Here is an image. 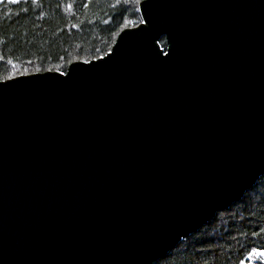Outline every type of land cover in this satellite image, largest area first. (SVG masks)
Returning a JSON list of instances; mask_svg holds the SVG:
<instances>
[{
  "label": "water",
  "instance_id": "obj_1",
  "mask_svg": "<svg viewBox=\"0 0 264 264\" xmlns=\"http://www.w3.org/2000/svg\"><path fill=\"white\" fill-rule=\"evenodd\" d=\"M138 7L103 57L1 80L0 264H149L264 175V0Z\"/></svg>",
  "mask_w": 264,
  "mask_h": 264
},
{
  "label": "trees",
  "instance_id": "obj_2",
  "mask_svg": "<svg viewBox=\"0 0 264 264\" xmlns=\"http://www.w3.org/2000/svg\"><path fill=\"white\" fill-rule=\"evenodd\" d=\"M142 0H0V82L107 54L141 23ZM159 46L166 47L164 39ZM242 198L149 264H264V175ZM252 254V255H250ZM256 260L251 263V259Z\"/></svg>",
  "mask_w": 264,
  "mask_h": 264
},
{
  "label": "rangeland",
  "instance_id": "obj_3",
  "mask_svg": "<svg viewBox=\"0 0 264 264\" xmlns=\"http://www.w3.org/2000/svg\"><path fill=\"white\" fill-rule=\"evenodd\" d=\"M259 253L254 254L255 258L259 260H264V257L260 256ZM250 259H251V263L256 261V260H253V258H250Z\"/></svg>",
  "mask_w": 264,
  "mask_h": 264
},
{
  "label": "snow or ice",
  "instance_id": "obj_4",
  "mask_svg": "<svg viewBox=\"0 0 264 264\" xmlns=\"http://www.w3.org/2000/svg\"><path fill=\"white\" fill-rule=\"evenodd\" d=\"M10 2H17V0H10ZM33 2H35V0H33ZM141 23H143V21H141ZM61 75H64V73H60ZM252 254H256L255 252H253ZM250 254V255H252ZM260 256L264 257V252H260L259 253Z\"/></svg>",
  "mask_w": 264,
  "mask_h": 264
}]
</instances>
